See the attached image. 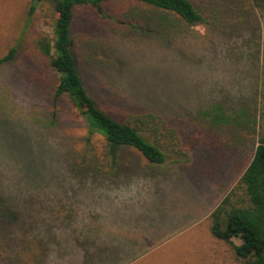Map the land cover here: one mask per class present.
Returning a JSON list of instances; mask_svg holds the SVG:
<instances>
[{
  "label": "rangeland",
  "instance_id": "obj_1",
  "mask_svg": "<svg viewBox=\"0 0 264 264\" xmlns=\"http://www.w3.org/2000/svg\"><path fill=\"white\" fill-rule=\"evenodd\" d=\"M31 2L0 0V58L18 50L16 60L0 68V167L12 201L7 210L31 209L40 224L34 233L49 235L45 264H243L231 245L212 235L210 216L250 163L254 141L245 136V144L235 147L231 135L211 129L197 114L218 103L234 108L253 103L258 114L261 94L264 109L261 10L253 11L257 19H250L248 28L225 24L207 31L199 25L182 39L167 34V45L140 28L102 19L124 4L78 10L73 52L98 104L119 121L143 108L165 113L191 154L187 164L157 168L129 153L112 173L94 175L86 165L73 171L66 164L80 160L79 145H91L100 155L103 141L86 137L85 122L68 99L50 96L57 75L37 43L42 35L53 38L54 12L48 4L38 5L29 19ZM148 21L142 19L140 26ZM22 110L39 112L54 121V129L47 136L39 130L36 138L27 134L31 130L9 135L5 122L13 121L1 118L21 117ZM260 122L264 129V118ZM29 152L35 155L26 159ZM13 223L24 226L26 216ZM12 232L13 241L28 240Z\"/></svg>",
  "mask_w": 264,
  "mask_h": 264
},
{
  "label": "trees",
  "instance_id": "obj_2",
  "mask_svg": "<svg viewBox=\"0 0 264 264\" xmlns=\"http://www.w3.org/2000/svg\"><path fill=\"white\" fill-rule=\"evenodd\" d=\"M112 3H121L124 7L119 12L102 14L103 20L108 18L124 27L140 28L145 34L158 36L167 45V42L170 43L166 38L167 34L169 36L173 31L175 36L182 39L185 31L192 33L199 25L206 27L207 31L225 24L235 30L237 26L242 28L245 25L248 28L249 20L257 19L253 11L260 9L264 18V0H224V5L215 0H209L207 4L203 0L199 3L195 0H32L30 4L29 19L34 16L38 5L48 4L54 12L53 38L42 35L37 43L39 55L57 75L54 85L49 89L50 96L57 100L68 99L73 112L85 122L83 128L87 132L86 137L100 136L103 141L102 152L98 156L91 145H79L76 155H79L80 160L74 161L73 164L68 160L67 166L71 164L70 167H73L74 171L76 166L86 165L94 175H108L120 164L123 155L134 152L157 168H173L187 164L191 160V154L185 150L187 148L183 145L179 131L170 125L171 122L165 113L143 108L141 113L130 115L125 121L117 120L98 104L94 92L88 89L90 87L87 86L80 68L78 69L80 65L73 52L75 13L80 9L99 8ZM144 18L149 21L140 26ZM17 54V47H13L6 56L0 58V68L13 63ZM262 97L263 94L259 101V111L255 110L258 114L254 112L253 103L240 108L218 103L197 114L211 129L226 131L231 135L233 141L238 142V145L232 143L235 147L245 144V136H248L247 140L254 141L255 148L250 163L236 185L210 216L212 235L217 240L231 245L243 264H264V129L260 122L264 118ZM169 109L166 107V111ZM1 119L13 121L5 122L9 126L6 133L16 138L23 130H31L27 134L36 138L40 135L39 130H43L47 136L49 131L54 129V121L51 124L52 121L44 120L39 112L35 114L24 111L21 117ZM82 141L84 142V136H81L80 144ZM42 148L39 154L43 157ZM29 154L35 155L29 152L26 159ZM71 158L73 159L74 155H71ZM34 163L36 167L31 172L37 168V157L34 158ZM4 171L5 168L0 167V264H45L44 258L49 251V235L34 233L33 227L40 224L37 213L31 209L25 214L16 206L7 210L12 201L1 182ZM35 175V180L38 181L40 174ZM41 189L42 195L48 199L45 188ZM23 215L26 216L24 226L10 224ZM12 231L26 235L28 240L21 243L13 241L10 237ZM235 238L241 240L240 245L233 242Z\"/></svg>",
  "mask_w": 264,
  "mask_h": 264
},
{
  "label": "crops",
  "instance_id": "obj_3",
  "mask_svg": "<svg viewBox=\"0 0 264 264\" xmlns=\"http://www.w3.org/2000/svg\"><path fill=\"white\" fill-rule=\"evenodd\" d=\"M99 187V186H98Z\"/></svg>",
  "mask_w": 264,
  "mask_h": 264
}]
</instances>
